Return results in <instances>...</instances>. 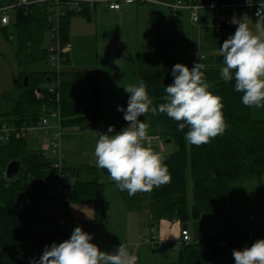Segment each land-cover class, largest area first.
Returning <instances> with one entry per match:
<instances>
[{
    "label": "trees",
    "instance_id": "trees-1",
    "mask_svg": "<svg viewBox=\"0 0 264 264\" xmlns=\"http://www.w3.org/2000/svg\"><path fill=\"white\" fill-rule=\"evenodd\" d=\"M46 9L47 4L42 3L19 6L12 24L14 33L9 32L8 25L1 27L5 38L13 42L14 56L20 67L14 77L15 83L23 84L24 91L15 97L9 92L0 95V125L18 128L24 123L36 122L44 114L42 107L46 106L51 110L59 109L63 126L78 123L95 128L98 123L96 71L68 67L65 63L67 57L58 75L49 69L44 70L39 63L44 56L47 57L44 46L48 33ZM75 14L88 16L86 5L83 3L80 10H65L61 17L63 41L67 40L69 20ZM235 30L216 31L213 48L220 50L224 40ZM177 63L173 42L160 39L154 41L153 55L139 60L136 80L145 82L154 105L165 102V87L173 83L171 69ZM202 63L206 66L203 69L206 81L211 85L209 90L222 97L228 128L211 143L197 147L185 140L188 128L183 132L177 131V122L166 114L152 115L149 112L139 117L149 124V137L169 140L168 143L175 148L164 157L171 182L134 196L118 189L127 205L145 197L146 209L153 223L164 219L176 220L187 229L186 222L191 220L196 226L204 221L209 226L218 223L223 226L221 231L199 232V241L180 245L178 259L164 264H235L233 249L242 250L256 240L264 239V228L258 221L254 225L233 227L229 202L240 182L249 179L260 181L264 176V108L243 105L242 93L234 89L235 78L231 82L221 79V53L213 54ZM55 78L58 87L52 93L48 85ZM45 83L48 85L43 86ZM30 141L27 137L15 138L13 135L6 143L0 141V264H30V259H39L45 245H51L49 227L46 230L32 228L35 221L41 223L39 210L51 191L49 183L43 181L53 173L51 160L44 151L32 148ZM12 160L20 161L19 173L13 178L4 177L7 164ZM68 170L71 175L77 173ZM189 178L191 204L188 200ZM110 183L116 185L112 180ZM104 187L105 183L99 179L76 180L69 185L68 201L91 202L95 215L101 217L104 215ZM243 213L250 214L248 211Z\"/></svg>",
    "mask_w": 264,
    "mask_h": 264
},
{
    "label": "clouds",
    "instance_id": "clouds-1",
    "mask_svg": "<svg viewBox=\"0 0 264 264\" xmlns=\"http://www.w3.org/2000/svg\"><path fill=\"white\" fill-rule=\"evenodd\" d=\"M262 9L264 5L257 12L259 18H264ZM245 18L233 17L231 22L236 24V30L220 46L223 56L220 75L225 82L235 78L234 89L242 93L243 105L259 109L264 108V31L255 34ZM205 67L201 62L194 63L192 68L175 64L171 69L173 83L165 87V102L158 106L142 79L124 87L130 94L127 108L118 106L117 110L124 113L127 126L120 131L109 126L107 132L97 133L94 148L96 166L107 170L119 190L134 196L171 182L163 156L150 147L149 124L139 117L149 112L166 114L177 122V131L188 128L185 140L197 147L224 134L228 128L224 104L221 96L209 90ZM92 239V234L77 226L69 239L45 245L39 259H30V264H136V255L125 244L120 243L111 252L102 251ZM232 256L235 264H264V239L242 250L233 249Z\"/></svg>",
    "mask_w": 264,
    "mask_h": 264
},
{
    "label": "crops",
    "instance_id": "crops-1",
    "mask_svg": "<svg viewBox=\"0 0 264 264\" xmlns=\"http://www.w3.org/2000/svg\"><path fill=\"white\" fill-rule=\"evenodd\" d=\"M6 1H9L8 4H10L15 0H0V3H5ZM32 1L46 4L42 2L43 0ZM154 1L157 2L127 3L119 11L107 9L103 2L90 5L84 3L88 16L82 14L71 16L67 35L70 49L67 52V62L65 63L67 64L66 66L71 68L96 71V118L98 123L95 128L71 123L64 125L63 130L91 129L92 132L96 130L92 135L96 138L94 141L96 143L98 140L97 133L107 132L109 126H114L116 131L126 127L127 122L124 120V113L118 111L117 108L118 106L127 108L130 94L125 92L124 87L128 84L137 83L138 62L141 58L153 55L144 53H149L150 50L154 53L155 39L173 42L179 63L188 67L192 59L188 54L184 55L183 52L187 53L190 47L195 50L196 54L193 63H202V61L209 59L213 54L220 53V50L213 48L214 33L216 31L210 26L208 19L202 17L200 23L193 24L187 11L179 10L176 16L173 17L169 14L166 7L161 4L163 1L172 0ZM219 1L222 3H235L240 0ZM247 1L264 3V0ZM14 10L16 11V9ZM245 22L249 24L255 34L264 31V18L254 17L250 14ZM92 35L95 40L96 54L93 61L91 57H86L88 54L86 39L91 38ZM46 37L48 39V33H46ZM47 45L44 43V46ZM198 56L201 58L200 61ZM69 131L64 132L62 147L64 153H66L64 155L65 166L67 165V168L74 170L75 173L77 172L74 176L78 175L72 183L76 180L91 181L100 179L102 174L109 177L107 182L110 183L111 178L107 170L96 166V158H91L90 165L77 163L71 167L67 164V153L71 155L67 138L73 136L74 133ZM64 141L65 143H63ZM34 142L36 144L35 149L46 151L45 144H40L35 140ZM86 232L88 233V231ZM200 237L198 235L195 238L199 241ZM168 244L170 245V243ZM96 245L101 250L103 249L100 246L102 245L101 242Z\"/></svg>",
    "mask_w": 264,
    "mask_h": 264
},
{
    "label": "rangeland",
    "instance_id": "rangeland-1",
    "mask_svg": "<svg viewBox=\"0 0 264 264\" xmlns=\"http://www.w3.org/2000/svg\"><path fill=\"white\" fill-rule=\"evenodd\" d=\"M8 3L9 1H6L5 3H0V5H7ZM7 14L10 21L8 30L14 33L12 24H14L16 20V11L14 9H8ZM1 27L2 25L0 23V95L9 92L12 97H15L24 91V86L21 83H15L16 79L14 77L17 76L20 67L14 56L13 42L5 38ZM44 40V43L48 44L47 37H45ZM86 41V50L88 51L86 57H91L93 61L96 56L93 35L91 38L86 39ZM144 54H153V51L150 50L149 53ZM183 54H188L192 59L189 64V68H192L194 66L193 59L196 56L195 50L190 47L188 52H183ZM39 63L44 70L50 69L47 57L44 56L42 60H39ZM46 85H48V83L43 84V86ZM67 131L69 130H64V132ZM69 132L74 133L73 136L67 138L71 151V155L67 153V164L71 167L75 166L77 163L90 165L91 158H96L94 155V148L96 145L94 141L96 138L92 136L94 132H92L91 129H77ZM158 140L152 138V150L160 151L163 158L175 149L172 143H165L162 139ZM45 142V139H41L38 143L44 144ZM63 143H65V141ZM31 147H36L34 141H32ZM62 153L63 155L66 154L64 153L63 147ZM48 159L52 160L50 156ZM73 176L74 175L71 177L70 184H72L74 178L78 177V175ZM100 176L101 178L99 181L105 182L103 192L104 215L101 217L96 216L94 206L91 202H73L70 200L67 203V208L73 230L75 227L80 226L83 231H88L89 234H92V241L95 244L99 242L102 243V245H100L103 248L102 251L111 252L114 250L115 246H119L120 243L125 244L129 252L136 255V264H164V262L176 261L180 248L177 241L180 239L182 224L176 220L166 219L160 220L158 223H153L146 209L147 199L145 197L141 201L131 202L127 205L124 198L119 194L116 185L107 182V178L109 177L104 174ZM50 178L52 179L53 175H51ZM79 178L83 179L81 177ZM191 186V179L189 178V204H191L192 196ZM52 188L57 190V184L54 181L52 182ZM229 202L234 228L245 224L250 225L248 219H238L243 212L247 211L250 213L254 212L253 215H255L259 225L264 228V176H262L260 181L257 179H249L240 182L232 192ZM50 208L51 206L48 203L41 206L39 215L42 219L40 222L43 224H38L39 220H37V222L35 221L32 225L33 229L46 230L48 228V210ZM186 225L193 243L197 242L195 237L199 235V232H216L224 229L219 223L218 225L209 226L206 221L196 226L190 220L186 222ZM149 237H158L163 243L151 247L143 242L144 239ZM168 243H170V245Z\"/></svg>",
    "mask_w": 264,
    "mask_h": 264
},
{
    "label": "built area",
    "instance_id": "built-area-1",
    "mask_svg": "<svg viewBox=\"0 0 264 264\" xmlns=\"http://www.w3.org/2000/svg\"><path fill=\"white\" fill-rule=\"evenodd\" d=\"M47 5V22H48V39L49 43L46 46L48 64L50 71L58 75L64 67L66 54L70 49L69 42L63 41L61 38V17L66 9L80 10L83 3L94 4L97 2L105 3V7L109 10L119 11L124 4L134 2H157L154 0H43ZM32 0H15L7 5H0V23L5 26L9 24L8 9H16L19 6H29L35 4ZM159 3V2H158ZM166 7L171 16H176L179 10L188 12L190 21L193 24L200 23L202 17L209 20L213 30L219 32L222 29H236V24L231 21L233 17L237 20L251 14L257 16L260 11V5L264 3H251L247 0H240L235 3H222L219 0H172L161 2ZM264 11V9H262ZM58 87L57 79L50 81L48 90L52 93ZM44 114L36 122L24 123L18 128H11L5 124L0 125V141L8 140L12 135L15 138L27 137L31 140L40 141L45 139L44 143L46 151L44 152L51 160V169L53 170V178L44 179L49 183L51 191L49 197L44 200V204L48 203L51 208L48 210V227L51 231V244L53 242L60 243L69 239L73 226L71 223L69 211L67 208L68 191L71 180V173L65 166L64 155L62 153V140L64 135L62 117L59 109H49L46 106L42 107ZM96 130H94V133ZM150 147L152 148V138L158 140V137L151 136ZM160 140V139H159ZM158 140V141H159ZM160 153V151H155ZM161 154V153H160ZM3 176L6 177V171ZM56 182L57 190L52 188V182ZM241 220H249L250 225L257 223L255 215L252 213H242ZM250 234V232H249ZM93 242V241H91ZM145 244L149 246L160 245L163 243L158 237H149L144 239ZM179 245H188L192 242L191 235L186 228L181 229L180 239L177 241ZM94 243V242H93ZM222 245L225 243L222 242ZM118 247V246H115Z\"/></svg>",
    "mask_w": 264,
    "mask_h": 264
},
{
    "label": "water",
    "instance_id": "water-1",
    "mask_svg": "<svg viewBox=\"0 0 264 264\" xmlns=\"http://www.w3.org/2000/svg\"><path fill=\"white\" fill-rule=\"evenodd\" d=\"M24 85L25 86L27 85V77L26 76L24 77ZM3 142L6 143V142H8V140L5 139ZM165 142L168 143L169 140H166ZM20 165H21V163L19 160L10 161L6 167V177L7 178H13L14 176H16L19 173ZM31 180H32V178H31Z\"/></svg>",
    "mask_w": 264,
    "mask_h": 264
}]
</instances>
